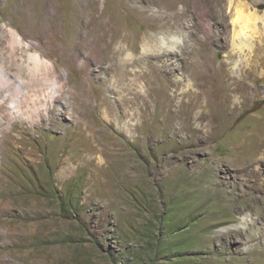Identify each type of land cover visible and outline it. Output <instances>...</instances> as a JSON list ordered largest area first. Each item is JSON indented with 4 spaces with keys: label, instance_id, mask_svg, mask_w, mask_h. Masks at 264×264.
<instances>
[{
    "label": "rangeland",
    "instance_id": "1",
    "mask_svg": "<svg viewBox=\"0 0 264 264\" xmlns=\"http://www.w3.org/2000/svg\"><path fill=\"white\" fill-rule=\"evenodd\" d=\"M123 1L144 11L135 14L117 0H0V68L28 77L25 70L19 74L13 57L27 63L30 52L56 67V79L45 82L49 90L38 106L22 105L14 117L0 81V264H264V68L255 79L257 92L227 106L224 122L211 135L176 130L181 120L167 118L168 108L146 111L144 120L139 102L127 104V115L117 118L111 108L118 107L121 94L132 96L127 85L134 75L120 79L104 70L109 34L97 32L99 46L90 48L84 41L90 17L100 18L106 8L108 15L119 12L125 32L138 38V55L146 35H168V28L187 36L183 47L175 44L179 53L209 35L202 0H190L189 16L173 26L150 8L174 0ZM175 3L180 10L182 2ZM256 8L263 15L264 0ZM193 16L201 28L191 35L185 25ZM263 27L259 20L258 29ZM11 29L23 37L22 45ZM117 40L115 46L127 44ZM207 46L211 71L227 61L225 84L233 81L232 66L238 63L242 70L244 53L232 57L220 42L209 53ZM128 53L129 46L118 60ZM174 61L171 78L179 84L162 73L156 81L160 102L169 95L186 98L189 69L179 56ZM143 66L151 76L148 63L128 69ZM135 87L144 92L147 80L138 78ZM102 98L108 103L99 106ZM203 104L196 110L209 111ZM192 125L208 124L193 120ZM182 148L199 150L183 158ZM244 216L252 219L248 230L239 222L235 238L224 243L218 231L238 226Z\"/></svg>",
    "mask_w": 264,
    "mask_h": 264
},
{
    "label": "bare ground",
    "instance_id": "2",
    "mask_svg": "<svg viewBox=\"0 0 264 264\" xmlns=\"http://www.w3.org/2000/svg\"><path fill=\"white\" fill-rule=\"evenodd\" d=\"M132 1L134 3L138 2L137 0ZM152 1L140 0L142 3H151ZM175 1L165 4L164 8L158 5L157 8H155L156 6L151 7L152 14L165 25L173 26L180 18L189 16L190 13V0H178L182 2V8L180 10L176 8L177 4ZM258 1L263 0H202L203 11L201 15L202 20L209 25V35L204 36L202 39L195 38L196 45L194 49L189 52L183 51L182 53H179V50L175 48V44L178 48L183 47L186 44L185 38L187 36L182 39L181 36L171 32L172 28H168V35L163 34L157 38L155 35H146L141 45L142 51L138 55V38L136 35L125 32L127 29L124 28L123 24L118 22L119 12L112 10L110 11V15H108L109 12H107L108 10L106 8L100 18L90 17L86 25L87 34L84 35V41L89 44L90 48L94 49L99 46L98 39L95 38L99 31L102 36L109 34V40L106 42L101 57L103 63L107 64L104 70L108 73L112 72L115 76L118 75L120 79L128 74L134 75L132 85H127L128 89L132 86L130 92L132 96L121 94L116 99L118 107L116 108L113 105L111 108L112 113L121 119L127 115V104H138L139 102L140 105L137 111L142 115L144 120L148 118L147 116L145 117L146 111L155 110L156 112L157 109L163 111L168 108L166 110L167 118H171L173 121L175 118L181 120V126L176 127V130L184 129L188 133H209V135L216 132L215 129L217 127L219 128L224 122L223 113L227 106L231 103H241L250 95H254L257 92L255 79L257 78V74H259V70L264 68V27L262 30L258 29V21L262 20L264 22V14L260 15L256 8ZM117 4L126 7L127 10L135 14H138L141 10L144 11V9L126 6L123 0H117ZM100 19H104V25H102ZM191 21L193 23L191 25H185V27L192 28V35L196 34L201 27L194 16L191 18ZM9 31L12 33L15 42L22 45L23 37L18 31L14 29ZM89 34L93 35L91 41L88 39ZM118 38H122L124 41L126 40L127 44L122 41L124 42L123 44L115 46L119 41L117 40ZM216 42H220L221 49L232 57L239 53H244V58L240 59V62L244 60L242 62V70L238 71L237 67L240 65L238 63L234 64L231 72L236 76L233 81L226 84L225 82H227L229 74L227 69L225 70V65L227 66L228 62L223 61L219 69L212 72L208 60L205 57L207 45L209 44L210 53V47ZM128 46L132 48V53H128L122 61L118 60V55L124 52ZM91 52L95 53L93 51ZM96 56L100 58V55L97 53ZM176 56H179L189 69L190 79L187 88L183 91L186 98L177 99V96L169 95L166 101L160 102L157 100V97L161 93L158 91L156 81L162 73H168L170 84L173 82H175V85L179 84V80H173L171 78L175 70H177L174 61ZM13 58L19 66V74H23L22 72L25 70L28 77L26 76L24 78L21 75L13 77L7 70L0 68L1 88L6 90L7 101L11 103L10 109H8L10 117L15 116V113H19L22 105H26L27 107L38 106L41 97L45 96L48 89L45 86V82L50 79V76H53V81L56 79V74H54L56 72L55 63L44 58L41 53L30 52L27 63L23 62L24 57H21V60L17 55ZM152 58L159 59L162 62H153L150 60ZM140 62L144 64L148 63V69L153 71L151 76L144 69L145 66L139 70L135 68L132 70L128 69V65ZM138 78H145L147 80V89L144 92L142 90L133 91V89H137L135 87V81ZM107 81L108 79L105 78L106 84H108ZM213 81L216 82V87L213 86ZM211 91L215 92V96L211 95ZM221 96L222 100H219ZM107 101V99L102 98L98 100V105L100 106L103 102L108 103ZM203 101L205 102L204 104ZM201 104H203V108L208 107L209 111H197L196 108L201 106ZM150 115H153V112ZM193 120H207L208 125L193 126ZM91 126L87 125L86 129L88 132L94 134L96 129H92ZM136 128H138V125ZM131 131V128L128 127V132ZM197 150L199 148H182L178 152V156L185 158L187 154ZM251 220L248 216H244L236 224L238 226H228L218 231L222 232L220 236L223 238V242L225 243L226 239L235 238L234 234L240 230L239 222L244 224L243 227H240L246 229L251 224ZM245 229L243 230H248Z\"/></svg>",
    "mask_w": 264,
    "mask_h": 264
}]
</instances>
